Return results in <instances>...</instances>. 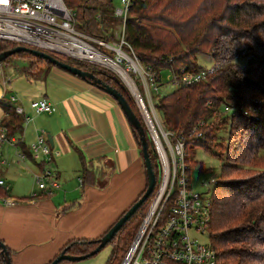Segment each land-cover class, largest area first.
<instances>
[{"label": "trees", "instance_id": "1", "mask_svg": "<svg viewBox=\"0 0 264 264\" xmlns=\"http://www.w3.org/2000/svg\"><path fill=\"white\" fill-rule=\"evenodd\" d=\"M62 1L74 14V28L78 32L108 42L113 40L118 24L113 17V0ZM124 33L127 44L158 83L163 69H169L172 77L178 78L182 71L204 70L196 61L199 56L209 59L212 73L206 80L192 86H176L158 97L157 111L164 128L184 140L190 171H204L201 163L192 160L195 149L201 148L222 159L211 194L212 221L208 229L218 264H264V0H134ZM16 46L13 42L0 41V53ZM47 54L82 71H92L122 95L125 92L102 72L103 68L59 54ZM17 56L45 64V72L55 67L24 52L6 60ZM240 58L245 60L243 65L236 63ZM44 73L30 71L27 76L37 79ZM0 109L3 113L0 128L5 131V137L20 136L24 119L5 94L0 97ZM199 123H204L200 129L203 139H195L192 133ZM226 125V138L220 139L218 132ZM131 130L140 148V138ZM149 143L157 185L158 162L153 144ZM16 146L26 158L34 159L19 139ZM81 162L83 183L93 185L95 173ZM7 197L8 189L0 186V198ZM151 197L152 194L146 204ZM134 215L110 241L112 252L105 264L119 263L131 232L121 234ZM96 240H71L59 253L65 250L72 256L87 255L97 247ZM62 263L68 262L59 264ZM0 264H3L1 258Z\"/></svg>", "mask_w": 264, "mask_h": 264}, {"label": "crops", "instance_id": "2", "mask_svg": "<svg viewBox=\"0 0 264 264\" xmlns=\"http://www.w3.org/2000/svg\"><path fill=\"white\" fill-rule=\"evenodd\" d=\"M14 67L7 71L13 79L5 96L14 99L15 111L22 110L24 123L13 142L0 143V149L13 148L16 160L7 164L0 155V179L10 197L7 182L12 175L4 167L39 174L45 159H21L16 143L19 139L28 151L37 137L47 140L50 135L58 156L47 168L56 174L59 187L51 194L36 188L28 194L14 192L12 197L21 203L13 207L0 198V241L12 264H48L67 242L100 238L144 192L145 169L132 130L112 97L57 67L37 79L29 78L26 69L15 73ZM39 99L52 106L50 114L33 112L30 104ZM2 115L0 109V119ZM81 160L95 173L93 185L82 181ZM69 170L78 173L74 188Z\"/></svg>", "mask_w": 264, "mask_h": 264}, {"label": "built area", "instance_id": "3", "mask_svg": "<svg viewBox=\"0 0 264 264\" xmlns=\"http://www.w3.org/2000/svg\"><path fill=\"white\" fill-rule=\"evenodd\" d=\"M133 1L119 0V6H114L113 17L118 24L113 31V40L108 42L78 32L74 28V14L62 0H0V41L13 42L46 54H59L118 74L104 64L112 61L127 75L130 74L128 77L141 98L142 105L135 99L142 109L153 143L159 175L149 207L121 264H218L217 254L209 241L202 244L193 236L208 234L212 221L211 194L217 180L211 177L204 183L207 189L204 194L193 191L184 140L167 131L162 120L157 122L155 115L151 117L152 107L149 112L144 104L137 83L141 92L146 94L149 105L153 96L159 93L161 84L153 80L154 75L143 66L125 40V22ZM211 73L212 68L198 72L182 71L171 81L175 86H192L204 81ZM134 79H137L136 84ZM13 100L11 98L10 102ZM30 107L36 114L53 111L45 99L31 102ZM16 112L23 114L18 108ZM244 115H247L246 111ZM202 126L204 123H199L193 129L195 139L204 138L200 131ZM4 142L11 143L13 139L6 138L5 131L0 128V143ZM29 151L34 159L44 158L43 162H51L58 156L43 135L37 137ZM19 157L25 158L23 154ZM34 178L38 189L47 194L59 187L56 174L48 168H43ZM0 186L5 187L1 179ZM3 202L11 207L16 205L15 200L8 197Z\"/></svg>", "mask_w": 264, "mask_h": 264}, {"label": "rangeland", "instance_id": "4", "mask_svg": "<svg viewBox=\"0 0 264 264\" xmlns=\"http://www.w3.org/2000/svg\"><path fill=\"white\" fill-rule=\"evenodd\" d=\"M113 4L114 6L118 7L119 6V0H113ZM113 57V55H112ZM198 62V64L204 68V69H210L211 65H210V61L208 58L203 57V56H199L198 59L196 60ZM245 62L244 59L240 58L237 59L236 63L238 65H243ZM12 66H18V67H14L15 69V73H18L19 69L24 70L26 69V71L28 73L34 74V73H38V71L41 72H45L46 70V66L45 64H39L36 63L35 61H32L31 59L25 57V56H17V57H12L9 58L8 60H6L4 63L0 64V88L4 91V94L6 93L7 95L10 94L11 92V80L13 79L11 75V73H8V68L12 67ZM31 67V68H29ZM122 67L125 68V65L122 64ZM77 68V67H76ZM57 69V68H56ZM80 69V68H79ZM86 70V69H84ZM126 70V69H125ZM63 71V70H62ZM89 72V71H88ZM103 73H106V75L110 78L116 77L119 79L120 83L122 85H125V89L123 92V96L126 99V101L129 102V105L133 111V113L135 114V116L138 118V120L140 121V124L144 130L145 133V137L146 140L148 142V144L150 145V134L146 128L145 125V119H143L142 116V109L140 110V108L138 107V104L136 102V99L134 98V96L132 95L131 91L128 89V87L126 86L125 82L122 81V79L118 76V74H116L113 70L110 69H105L104 71H102ZM127 72V70H126ZM128 73V72H127ZM130 76V74H128ZM18 76V75H17ZM101 79H103L102 76H99ZM133 77V76H132ZM160 90L159 93L155 96H153V102L152 104L149 105V103L146 101L145 99V95L141 92V87H139L138 83L135 82L137 81V79H134V83H137V88L140 92V95L142 97V99L144 100V104L145 106L148 108L149 112H150V107H152L153 112L151 113V117L152 115H155V118L157 120V122L161 123V116L157 111V107H156V103H157V99L158 97L162 96L163 94H167L170 93L171 91H173L175 89V85L172 83V73L169 69H163L160 71ZM104 80V79H103ZM206 80V79H205ZM15 81V80H14ZM12 81V82H14ZM109 84H112V81L110 83L107 82ZM3 84V85H2ZM6 99H8L6 97ZM148 112V114H149ZM163 122V121H162ZM228 132V125H226L223 129H221L218 132V136L220 137V139H224L226 138L225 136L227 135ZM139 136V135H138ZM152 143V141H151ZM3 144H9V143H3ZM153 144V143H152ZM13 148L7 147V146H3L0 149V155H1V162L6 161L7 164L9 162H16V160H14V153L12 151ZM152 149L151 145H150V150ZM153 152H154V148H153ZM155 153V152H154ZM212 154V153H210ZM208 152H205L204 150H202L201 148L199 149H195V155L194 157H192V160L201 163L203 166V170L204 171H191L190 172V180H191V186L192 189L195 193L197 194H204L206 193V187L204 186V183L209 180L211 177H215V179L217 180V178L219 177V172H220V168L222 165V159L212 156L210 155ZM10 165V164H9ZM12 165V164H11ZM53 162H44V168H47V166H52ZM4 166V164L2 165ZM14 166V165H12ZM9 168L11 171V179H9V181L7 182V186L10 188V199L15 200L16 205L20 204L21 202L18 200V198L12 197L15 193H22V194H28L31 193L35 190V188L38 190L34 175L31 172H22V171H17L14 172L15 170H12L10 168V166H6L3 169H7ZM72 171H68L67 176L72 177L73 181H72V185L73 188L76 187V183H77V172H72ZM37 173V172H35ZM235 177V176H233ZM14 178H15V182H14ZM14 182V183H12ZM217 183V182H216ZM215 187V186H214ZM36 193V192H35ZM28 197H30L31 195H27ZM32 199V198H31ZM149 204H144L136 213V215H134V217L130 220V222L126 225L125 230H123V233L121 234V236H123L127 231V234L129 232H131V237L126 240L125 244H127L126 248H125V252L123 253V255L121 256V258L119 259V263H115V264H121V261L123 259V256L126 254L135 234L138 228V224L142 218V216H144V214L146 213ZM194 237L197 238L199 243L202 244H207L209 239H208V234H195L193 235ZM112 252V247L110 244L105 245L103 248H101L95 255L86 258L84 260L78 261V262H68V263H62V264H105L109 258V256L111 255Z\"/></svg>", "mask_w": 264, "mask_h": 264}, {"label": "water", "instance_id": "5", "mask_svg": "<svg viewBox=\"0 0 264 264\" xmlns=\"http://www.w3.org/2000/svg\"><path fill=\"white\" fill-rule=\"evenodd\" d=\"M22 52L32 54L34 57H38L40 59L48 61L50 64L54 65L55 67L94 85L96 88H98L105 94L112 97L114 101L118 104V106L120 107L121 111L123 112L130 128L135 130L140 138V152L142 155L143 165H144L145 175H146V180H147L146 188L143 194L121 217H119V219L115 221V223L108 229V231L102 237L96 240L97 247L92 252H90L87 255H83V256H72V255L66 254L65 253L66 251L63 250L49 264H59L64 261L65 262H78V261L84 260L86 258H89L95 255L101 248L109 244L112 238L115 236V234L136 213V211L149 199V197L153 193V190L155 188L156 178H155V174L151 167L148 142L146 140L145 133L140 124V121L133 113L132 109L130 108L124 96L116 88L109 86L105 84L104 82H102L99 78L95 76V74L92 71L91 72L82 71L79 68L70 66L65 63H61L44 52L34 50V49H29L23 46H16L15 48L11 50L0 53V64L4 62L8 57L14 54L22 53ZM112 81L115 84L119 85L121 89L124 90L126 88L125 85H122L120 83L118 78L113 77ZM47 140L50 144V147L53 148L54 145H53V141L50 135H47ZM0 258L3 264H12L10 261L9 253L3 242H0Z\"/></svg>", "mask_w": 264, "mask_h": 264}, {"label": "bare ground", "instance_id": "6", "mask_svg": "<svg viewBox=\"0 0 264 264\" xmlns=\"http://www.w3.org/2000/svg\"><path fill=\"white\" fill-rule=\"evenodd\" d=\"M104 64H106L108 67L114 69L120 75L121 79L125 82L126 86L131 91L134 98L137 99L139 105H142L141 98L139 97V94L137 93V90L134 87V85H133L131 79L128 77V75L116 63H114L112 61H108ZM0 95H1V91H0Z\"/></svg>", "mask_w": 264, "mask_h": 264}]
</instances>
